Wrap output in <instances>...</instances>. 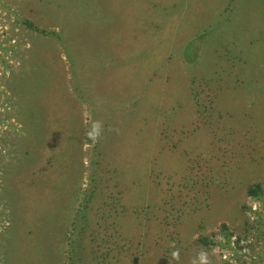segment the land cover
Returning a JSON list of instances; mask_svg holds the SVG:
<instances>
[{
  "label": "rangeland",
  "instance_id": "rangeland-1",
  "mask_svg": "<svg viewBox=\"0 0 264 264\" xmlns=\"http://www.w3.org/2000/svg\"><path fill=\"white\" fill-rule=\"evenodd\" d=\"M121 11L0 0V264H264V0Z\"/></svg>",
  "mask_w": 264,
  "mask_h": 264
},
{
  "label": "crops",
  "instance_id": "crops-1",
  "mask_svg": "<svg viewBox=\"0 0 264 264\" xmlns=\"http://www.w3.org/2000/svg\"><path fill=\"white\" fill-rule=\"evenodd\" d=\"M161 0H118V2L123 6V11H121V18L123 20H128V17H129V20L132 21L131 23H133L134 27H135V30L134 32L135 33H138L139 32V27H138V24L140 23H143V24H146V23H154L155 20L153 18V16L155 17L156 13H154V9L156 8V5L159 4ZM142 7H148L149 9V12L148 10H146L145 14L142 16H137V15H134L132 13H135L137 11H142ZM158 8V7H157ZM145 16H149V17H145ZM131 17H137V18H131ZM145 17V18H144ZM131 37L133 36H138L139 37V40H141V42H139V47L135 50V51H132V50H129V52H145L144 48L142 47H145V35L144 34H134V33H130ZM140 49V50H139ZM138 57H141V55H136ZM145 55H143L144 57ZM128 57V56H127ZM141 59H143L141 57ZM124 63H122V60L120 62V64H118V67L121 68L123 66ZM123 68H125V66H123ZM122 69V68H121ZM124 71V73L121 71L122 75L123 76H126L127 77V73L130 72V73H133L131 75H129L126 79H125V82L124 84H126V86L129 85L131 79H139V73L140 71L141 72H144V70H135L134 72H131V71H127L125 69H122ZM126 72V73H125ZM123 84V83H122Z\"/></svg>",
  "mask_w": 264,
  "mask_h": 264
},
{
  "label": "trees",
  "instance_id": "trees-1",
  "mask_svg": "<svg viewBox=\"0 0 264 264\" xmlns=\"http://www.w3.org/2000/svg\"><path fill=\"white\" fill-rule=\"evenodd\" d=\"M192 42L193 41L191 40V41L188 42V44L191 45ZM191 50H189V51L188 50L187 51L185 50V52H184V56L183 57H184L185 61H187V62H190L189 55L192 53ZM247 192L251 196L258 195L257 193H261L260 185L259 184H253V185L249 186L248 189H247Z\"/></svg>",
  "mask_w": 264,
  "mask_h": 264
}]
</instances>
